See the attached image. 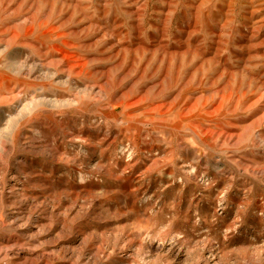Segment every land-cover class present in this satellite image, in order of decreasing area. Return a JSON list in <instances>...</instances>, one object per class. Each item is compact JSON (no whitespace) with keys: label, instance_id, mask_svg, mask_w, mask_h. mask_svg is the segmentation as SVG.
<instances>
[{"label":"rangeland","instance_id":"374dc122","mask_svg":"<svg viewBox=\"0 0 264 264\" xmlns=\"http://www.w3.org/2000/svg\"><path fill=\"white\" fill-rule=\"evenodd\" d=\"M0 264H264V0H0Z\"/></svg>","mask_w":264,"mask_h":264}]
</instances>
